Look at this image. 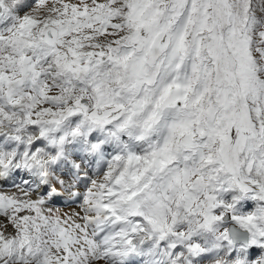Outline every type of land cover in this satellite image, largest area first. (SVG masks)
<instances>
[{
  "label": "snow or ice",
  "instance_id": "snow-or-ice-1",
  "mask_svg": "<svg viewBox=\"0 0 264 264\" xmlns=\"http://www.w3.org/2000/svg\"><path fill=\"white\" fill-rule=\"evenodd\" d=\"M0 264H264V0H0Z\"/></svg>",
  "mask_w": 264,
  "mask_h": 264
},
{
  "label": "bare ground",
  "instance_id": "bare-ground-1",
  "mask_svg": "<svg viewBox=\"0 0 264 264\" xmlns=\"http://www.w3.org/2000/svg\"><path fill=\"white\" fill-rule=\"evenodd\" d=\"M65 211H67V209H64Z\"/></svg>",
  "mask_w": 264,
  "mask_h": 264
}]
</instances>
